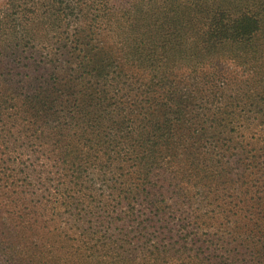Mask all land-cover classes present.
I'll use <instances>...</instances> for the list:
<instances>
[{"label": "trees", "instance_id": "trees-1", "mask_svg": "<svg viewBox=\"0 0 264 264\" xmlns=\"http://www.w3.org/2000/svg\"><path fill=\"white\" fill-rule=\"evenodd\" d=\"M6 4L0 264H264V0Z\"/></svg>", "mask_w": 264, "mask_h": 264}, {"label": "rangeland", "instance_id": "rangeland-1", "mask_svg": "<svg viewBox=\"0 0 264 264\" xmlns=\"http://www.w3.org/2000/svg\"><path fill=\"white\" fill-rule=\"evenodd\" d=\"M24 1V0H23ZM10 2V0H0V11L2 9H4V7L6 8V3ZM15 2V1H14ZM12 5V3L10 4ZM12 9L13 7L10 6ZM19 9L18 11H23L22 9L20 8H17ZM27 9V8H25ZM6 25H9L8 23ZM43 26L47 29L49 27V23L46 22V24H43ZM2 29H0V32L2 33L0 35V43L3 47V50L4 52L7 51V48H8V45L10 43V40L12 39V35L11 33L9 32L10 30L4 28L3 26H1ZM0 27V28H1ZM7 27V26H5ZM28 27H32V22L31 24L30 23H27V25L25 26V28H28ZM51 29L50 30H45L43 31V34L45 35H41L40 33H37V34H34L35 36V41H34V44L31 46L32 48L29 49L28 47H25V50L28 51L29 53H32L34 54V56H38V55H45L46 53H49L51 54V52H53V49L57 46V45H60L63 43V40H61V37H66V36H70L71 34L68 32V33H60V31L53 27V25L50 27ZM63 31H65L63 28H62ZM112 204H116L115 201H112ZM120 210V209H119Z\"/></svg>", "mask_w": 264, "mask_h": 264}]
</instances>
